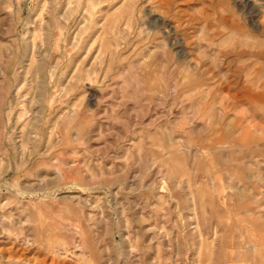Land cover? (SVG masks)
I'll return each mask as SVG.
<instances>
[{
	"label": "rangeland",
	"instance_id": "obj_1",
	"mask_svg": "<svg viewBox=\"0 0 264 264\" xmlns=\"http://www.w3.org/2000/svg\"><path fill=\"white\" fill-rule=\"evenodd\" d=\"M0 264H264V0H0Z\"/></svg>",
	"mask_w": 264,
	"mask_h": 264
}]
</instances>
